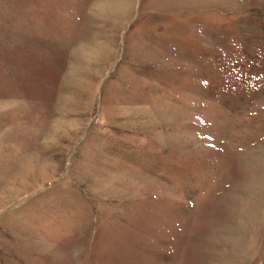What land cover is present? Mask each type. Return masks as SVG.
<instances>
[{"label":"rangeland","instance_id":"1","mask_svg":"<svg viewBox=\"0 0 264 264\" xmlns=\"http://www.w3.org/2000/svg\"><path fill=\"white\" fill-rule=\"evenodd\" d=\"M0 264H264V0H0Z\"/></svg>","mask_w":264,"mask_h":264}]
</instances>
